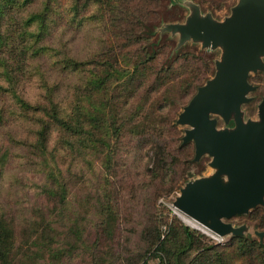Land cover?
Instances as JSON below:
<instances>
[{
    "label": "trees",
    "instance_id": "obj_1",
    "mask_svg": "<svg viewBox=\"0 0 264 264\" xmlns=\"http://www.w3.org/2000/svg\"><path fill=\"white\" fill-rule=\"evenodd\" d=\"M134 1L138 0H0V94L6 99L8 108H0V166L8 160V151L2 150L3 140L12 147L23 146L42 158H45L48 144L52 143V153L69 151L82 161L86 156H103L102 165L109 176L114 170L113 155L119 150L111 145L120 141L126 129L127 134L137 138L138 142L140 138L154 135L157 140L163 138V132L172 126L170 113H164L169 107L165 91L169 84L167 78L183 63H193L182 66L190 76L179 81V110L193 95L203 76L208 74L209 66L202 57L187 52L182 54L176 63L162 68L155 77L154 90L159 92L163 88L164 91L159 105L153 104L147 110L144 101L136 102L130 110L135 102V92L144 84L148 64L166 53L163 45L152 51L148 47L150 39L143 35L142 22L153 20L159 2L147 0L152 2L153 9L147 11L146 19L137 17L136 6L134 12L132 8L129 10ZM215 6L221 9L223 5L215 3ZM95 17L120 25L121 37L126 38L129 46L136 47L133 64L118 65L116 60L111 63L107 57L96 63L100 55L97 61L74 57L69 49L70 34L81 30ZM91 65L93 69H87ZM172 110L174 108L168 112ZM13 127H20L26 132L25 137L15 136ZM29 129L33 130L32 138L28 135ZM154 143L155 162L152 168L145 169L144 180L151 185L160 181L164 190V185H170V177L176 173L183 176L187 170L177 171L174 168L176 158L158 142ZM52 153L48 152L54 160ZM52 171L47 173L50 185L44 188L45 198L50 201L58 198L63 203L65 185ZM171 191L169 188L165 190L167 193ZM100 217V223L95 226V240L87 249L91 252V262L116 264L113 247H110L115 245L118 231L111 194L102 204ZM155 229L144 240L148 246L143 255L158 258L160 264H185L186 255L199 249L200 263L209 264V260L213 261V256H217L215 249L203 244L200 247V240L194 232L175 217L167 224L165 233ZM15 241V224L0 211V264L15 261ZM235 242L241 250L240 259L246 255L251 259L257 254L264 256V248L258 242ZM232 248V245L228 246L226 251ZM222 260L223 256L219 264H228Z\"/></svg>",
    "mask_w": 264,
    "mask_h": 264
},
{
    "label": "rangeland",
    "instance_id": "obj_2",
    "mask_svg": "<svg viewBox=\"0 0 264 264\" xmlns=\"http://www.w3.org/2000/svg\"><path fill=\"white\" fill-rule=\"evenodd\" d=\"M159 2L153 15V20H144L143 35L150 39L148 47L155 50L164 46L166 53L153 63H149L146 69L144 84L135 92V102L144 101L145 109L151 105L158 104L163 100V88L154 90L157 73L163 68H169L178 61L184 53H192L196 57H202L209 66L207 75L201 77L203 85L206 80L213 76V61L219 57L220 52L201 51L199 45L187 44L176 50L178 36L168 33L160 34L159 29L169 23L182 22L189 14L186 3L196 4L203 13L210 12L215 19L222 20L230 14V9L237 0H157ZM212 2V3H211ZM216 4H222L221 9H216ZM138 9L137 17L146 18L148 10L153 9L152 2L147 0L134 1L129 10ZM91 19V18H90ZM86 22L81 30L70 34V44L74 57L80 60L97 61L99 55L107 57L111 63L116 60L118 65H131L136 60V47L129 46L126 38L121 37L119 24L103 21L99 18ZM147 19V18H146ZM153 45V48H151ZM107 55V56H106ZM195 63V62H194ZM192 62L183 63L177 71L169 76L166 103L169 107L164 113H170L172 119L171 128L163 132V138L157 140L156 136L137 138L127 134L112 147L119 148L118 153L113 155L114 170L111 175L103 168V156H86L85 161L76 159L69 151L52 153V143L48 144L45 158L30 153L21 147H12L6 141H2V150L8 151V160L1 165L2 176L0 178V211L15 224L16 235V259L13 264H92L90 249L88 247L95 240V226L101 221V207L107 195L111 194V203L114 205L117 215L118 231L115 236V245L110 246L114 250L116 264H160L158 258L144 256L147 251L149 233L155 232V228L165 233L167 224L175 217L183 226L194 232L195 237L200 240L201 245L209 249H215L217 256L209 264H219L223 256V262L228 264H264V256L250 258L246 255L240 259L238 255L239 245L242 243L258 242L264 248V238L260 242L253 236L254 231H264V207H259L247 215L237 216L228 222L234 227L245 225L248 231L241 237L227 236L223 239L215 236L203 227L195 228L188 225L180 216L191 219L176 210L172 203L178 195L179 190L186 182L200 176H206L213 171L208 167L209 157H203L199 162H193V143H182L185 127L175 124L179 110L180 98L179 81L190 76L182 69V66L191 65ZM199 64V63H198ZM93 65L87 69L92 70ZM130 68V66H129ZM261 75V74H260ZM259 86L264 91V77ZM173 103V104H172ZM177 106V107H176ZM6 99L0 94V108H6ZM176 107V110H175ZM170 108H174L168 112ZM247 117V116H245ZM14 135L23 138L26 135L20 127H13ZM32 129L28 135L32 138ZM158 142L162 148L176 158L174 168L177 171L186 169L183 176L176 173L170 177V185H164L156 181L151 185L146 182L145 169L152 168L155 162V152L152 150ZM52 153V160L48 154ZM140 156V158H139ZM140 160V161H139ZM53 170L66 189L65 200L61 203L58 198L48 200L45 198L44 188L49 187L47 173ZM60 170V171H59ZM61 172V176H59ZM192 173V179L187 177ZM108 179L109 182H106ZM172 189L167 193L165 190ZM192 221V220H191ZM155 229V230H154ZM252 234V236H248ZM202 242V243H201ZM233 246L229 251L226 247ZM199 247V248H200ZM226 251V252H225ZM228 255L226 256V254ZM201 250L190 251L184 259L185 264H203L199 260ZM216 260V261H215Z\"/></svg>",
    "mask_w": 264,
    "mask_h": 264
},
{
    "label": "water",
    "instance_id": "obj_3",
    "mask_svg": "<svg viewBox=\"0 0 264 264\" xmlns=\"http://www.w3.org/2000/svg\"><path fill=\"white\" fill-rule=\"evenodd\" d=\"M185 5L189 14L182 22L157 31L177 35L176 50L194 44L220 52L213 76L197 87L175 121L186 128L182 143H193V162L209 157L213 172L194 179L188 173L192 180L172 206L221 239L241 237L248 228L228 221L264 207V98L254 117L245 113L256 89L250 78L264 75V0H237L222 20ZM253 236L261 242L264 231Z\"/></svg>",
    "mask_w": 264,
    "mask_h": 264
},
{
    "label": "flooded vegetation",
    "instance_id": "obj_4",
    "mask_svg": "<svg viewBox=\"0 0 264 264\" xmlns=\"http://www.w3.org/2000/svg\"><path fill=\"white\" fill-rule=\"evenodd\" d=\"M261 77H262V74L261 75L258 74V75H254L250 78V82L252 84H254L256 89L253 92L254 95L252 97L253 98L252 101L246 107L245 113L251 115L252 117H254V115L256 114L258 105L261 103V101L264 98V91H262V89L259 86L260 84H262L261 83V80H262ZM263 77H264V75H263ZM257 79H258V81H256Z\"/></svg>",
    "mask_w": 264,
    "mask_h": 264
},
{
    "label": "bare ground",
    "instance_id": "obj_5",
    "mask_svg": "<svg viewBox=\"0 0 264 264\" xmlns=\"http://www.w3.org/2000/svg\"><path fill=\"white\" fill-rule=\"evenodd\" d=\"M182 218V220H184L188 225L195 227V228H200V225H198L196 222L194 221H188V219L184 218L183 216H180Z\"/></svg>",
    "mask_w": 264,
    "mask_h": 264
}]
</instances>
